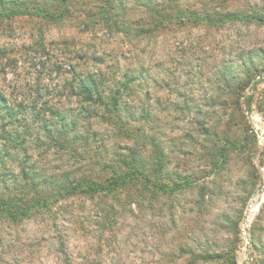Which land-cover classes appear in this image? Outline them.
<instances>
[{"label":"rangeland","instance_id":"374dc122","mask_svg":"<svg viewBox=\"0 0 264 264\" xmlns=\"http://www.w3.org/2000/svg\"><path fill=\"white\" fill-rule=\"evenodd\" d=\"M125 1L138 9L139 0ZM182 3L221 13L264 7V0ZM138 11L130 12L134 26L141 19ZM255 47H264V27L241 22L214 28L174 24L149 38L87 26L81 14L58 25L21 17L2 26L0 49L10 60L0 59V89L11 98L42 95L40 103L78 110V102L67 98L72 67L105 77L108 91L140 74L142 79L122 95L124 112L151 113L147 135L162 140L168 172L189 175L193 186L152 200L143 210L132 207L134 214L114 220L111 228L103 229L95 208L82 198L58 211L60 222L70 221L64 226L54 228L41 217L19 226L0 223V264H64L60 240L72 264H190L181 249L207 244L234 257L231 264H264V84L238 97L220 81L225 67L237 68ZM97 121L90 124L100 136L89 148L73 154L34 147L33 161L48 173L80 175L97 169L102 157L133 146ZM220 138H227L228 148L219 154L225 147ZM253 201L259 205L250 212Z\"/></svg>","mask_w":264,"mask_h":264},{"label":"trees","instance_id":"16d2710c","mask_svg":"<svg viewBox=\"0 0 264 264\" xmlns=\"http://www.w3.org/2000/svg\"><path fill=\"white\" fill-rule=\"evenodd\" d=\"M136 5L138 9H130L125 0H0V28L21 17L58 25L79 18V14L84 16L87 26L102 25L139 38L153 37L174 24L214 28L241 22L246 27H264V7L258 5L240 13H221L206 6L191 8L182 0H139ZM134 10H140L141 14L136 26L130 16ZM9 56L6 49H0V59L10 60ZM235 68L225 67L220 77L231 93L239 97L248 89L257 91L264 84V47L245 52ZM72 70L66 84L67 98L78 102V110H61L46 100L40 103L42 95L33 99L11 98L0 89V223L19 226L41 217L54 228L59 224L64 226L70 221L61 219L60 222L58 211L64 203L82 198L95 208L103 229L111 228L114 220L134 214L132 207L143 210L152 200L177 195L193 186L189 175L168 172L162 140L157 134L147 135L152 130L147 127L151 113L147 109L142 110L141 116L124 112L127 109L122 105V95L142 79L140 74L127 76L123 89L108 91L105 77L78 71L75 67ZM236 104H240L238 99ZM260 106L264 114V103ZM94 120L133 146L127 147L124 153L102 157L95 163L97 169L80 175L48 173L33 161L30 150L34 147L48 146L77 154L79 149L89 148L91 141L98 142L100 133L92 131L90 124ZM220 140L225 147H219V154L228 148L227 138ZM213 163L219 162L213 160ZM59 244L64 264H72L64 248L66 243L60 240ZM181 253L190 257V264L234 263L230 254L218 253L208 244L195 249L182 248Z\"/></svg>","mask_w":264,"mask_h":264},{"label":"water","instance_id":"95a60500","mask_svg":"<svg viewBox=\"0 0 264 264\" xmlns=\"http://www.w3.org/2000/svg\"><path fill=\"white\" fill-rule=\"evenodd\" d=\"M255 89V87H254ZM251 100H252V94H250L246 100V108H247V111H248V114L251 115Z\"/></svg>","mask_w":264,"mask_h":264},{"label":"bare ground","instance_id":"6f19581e","mask_svg":"<svg viewBox=\"0 0 264 264\" xmlns=\"http://www.w3.org/2000/svg\"><path fill=\"white\" fill-rule=\"evenodd\" d=\"M257 204H258L257 202L253 201L252 205L250 206V212L251 211L254 212L256 210L257 206L259 205V204L258 205Z\"/></svg>","mask_w":264,"mask_h":264}]
</instances>
